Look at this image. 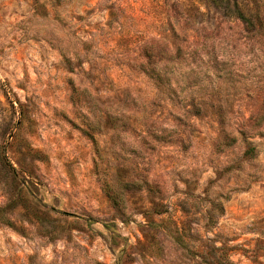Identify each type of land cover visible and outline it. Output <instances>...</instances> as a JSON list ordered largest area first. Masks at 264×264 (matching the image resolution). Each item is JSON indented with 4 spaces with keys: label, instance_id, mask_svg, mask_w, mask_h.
<instances>
[{
    "label": "rangeland",
    "instance_id": "374dc122",
    "mask_svg": "<svg viewBox=\"0 0 264 264\" xmlns=\"http://www.w3.org/2000/svg\"><path fill=\"white\" fill-rule=\"evenodd\" d=\"M0 264H264V0H0Z\"/></svg>",
    "mask_w": 264,
    "mask_h": 264
}]
</instances>
